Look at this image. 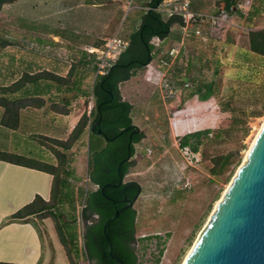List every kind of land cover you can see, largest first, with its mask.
Masks as SVG:
<instances>
[{"label": "rangeland", "instance_id": "obj_1", "mask_svg": "<svg viewBox=\"0 0 264 264\" xmlns=\"http://www.w3.org/2000/svg\"><path fill=\"white\" fill-rule=\"evenodd\" d=\"M129 1L131 10L126 12ZM200 1L193 0L194 3ZM200 5L206 14H216L223 3L222 0H204ZM146 7H149L148 0H15L10 5L4 4L0 11V40L15 46L13 51H6L7 55L0 53V60H6L0 61V85L10 83L22 73L45 69L67 77L71 82L79 79L81 89H91L96 77L90 54L95 53L98 59L107 39L116 32L128 41L129 35L138 28ZM196 28L206 35V41H200V37V43L195 41L197 37L190 40V34L182 44L178 23L171 25L165 38L153 37V52L158 55L135 70L128 80L119 83L121 98L132 105V123L143 133V138L134 144L133 164L124 177V182L136 181L141 186L133 204L137 264H154L159 255L158 264L183 262L211 218L216 201L243 164L245 152L264 119V62L252 82L240 80L238 76L247 69L233 64V54L239 46L246 44L248 30L264 28V12L253 19L251 28L244 26L243 15L238 13L226 15L225 22L218 21L211 26L204 21ZM225 39L230 41L229 44L225 45ZM181 44L182 56H171L166 64L160 61L159 57L169 54L167 51L171 47L179 48ZM53 58L58 59L57 62L49 60ZM187 59L194 63L190 77L195 85L213 80L216 95L205 100L196 95L190 98L188 93L193 88L186 81L178 85L175 95L167 96V80L174 78L176 69L185 65ZM68 71L72 72L71 76ZM60 87L64 89L65 85ZM55 93L53 89L47 98L43 97V106L47 107L46 111L48 108L53 111L55 126L62 125L60 119L57 121V113L68 114L70 111L73 114V119L65 117L64 131L53 134L42 131L44 124L51 123L50 116L33 119L30 123L21 122L14 135L12 131L0 128V151L19 155L21 160L32 164H57L55 150H63L50 139L66 140L82 114H90L93 102L91 96H80L69 105H62L54 102ZM179 93L185 101L179 110L173 111L172 108L179 104ZM226 102L229 108L235 109L236 122L223 111ZM259 111L261 115L253 116ZM204 128L220 129L219 137L214 138L211 134L204 137L197 153L179 147L182 135ZM28 131L33 135L28 137ZM40 133H47V138L37 135ZM87 139V132H84L68 151L63 152L73 171L69 183L74 188L79 186L90 191L96 186L86 180ZM18 145L20 148L16 147ZM229 152L232 153L230 164L219 175H213V157ZM184 178L190 181V188H182ZM64 209L63 221L68 222L71 214L67 207ZM75 215V222L68 224L69 230L80 232L83 221L79 210ZM31 221L40 232L49 264H71L59 240L62 218L36 217ZM75 260L77 262L78 258ZM79 264L94 263H87L82 257Z\"/></svg>", "mask_w": 264, "mask_h": 264}, {"label": "trees", "instance_id": "obj_2", "mask_svg": "<svg viewBox=\"0 0 264 264\" xmlns=\"http://www.w3.org/2000/svg\"><path fill=\"white\" fill-rule=\"evenodd\" d=\"M14 1L15 0H0V11L4 4H11ZM203 1L204 0L194 3L193 0H191L190 9L203 12L200 5ZM240 1L242 0H222V8L214 15L225 14L226 16L228 14L238 13L240 16L243 15L244 26L251 28L253 19L264 12V0H252L250 6L245 10L238 8L237 5ZM152 4V0H148V6H151ZM153 14L161 18V15L157 12L154 11ZM166 20L170 27L174 23H178L180 33L182 34L181 26L184 24L182 18L173 16ZM201 20L205 19L192 17L191 23H194L195 21L200 22ZM140 22L141 24L139 23L138 28L129 35L128 46L115 60L117 64H126L131 60L132 62L125 67H116L106 79H104L106 73L97 76L91 89H81V80L79 79H75L71 82L67 77L60 76L53 71L45 69L33 74L23 73L20 78L13 83L7 86L0 85V107L3 108L1 125L10 129H17L19 127L21 109L29 106L41 108L45 104V100L42 97H39V95L25 97L13 96L29 83L38 84L41 83V81H44L48 87L54 86L57 88L58 92H60L62 88H60V86L64 84V92H73L72 98L80 96H91L92 98L93 106L90 114H82L68 138L66 140L51 138L50 140L55 146L61 147L63 151H68L74 142L77 141L84 132H87L88 150L86 160V180L95 185L96 189L89 191L88 189L79 186L74 188V186L69 183V178L73 176V171L69 169V161L66 153L63 151L55 150V156L57 159L56 165L50 163L32 164L21 160V156L19 155L0 151V160L29 166L52 174L53 180L49 200L46 201L39 195H36L31 202L12 213L9 216V222L28 223L31 221V218L34 219L36 217L47 216L53 217L57 220L62 218L63 221V216L66 214L64 207H67L71 214V220L68 222L63 221V226H60L58 233L59 240L63 245L71 264H79V260L82 257H87L94 264H116V262L105 252V238L102 232V226L115 209L124 204H114L112 200L132 197L136 193V188L132 185L124 188V183L119 187L109 186L105 188L106 197L102 195L100 188L105 183L117 182L116 168L119 161L126 156L128 151H130L132 158L135 151L134 144L138 143L143 138V133L140 131L131 136L129 144V134L131 130L124 129L132 124V105L121 98L119 83L128 80L134 74L135 70L143 67V65L136 64L135 59L145 56V44L149 45L151 51H154L155 45L152 41V44L149 43V41L152 40L153 37L165 38L167 36L166 33L159 36L153 33L152 28L157 27V22L150 15L146 14L145 11H143L141 15ZM208 23L211 26L214 25L213 21H208ZM189 35L191 36L189 37L190 40L197 37L194 34L193 29L189 30L187 36ZM185 37L186 36H183L182 34V44L184 43ZM177 39L179 40V37H177ZM199 39L197 37V40L195 41L200 43L201 39L200 41ZM229 42V40L226 41L225 39V45L229 44ZM182 44L181 47H179V52L175 58L183 55L184 51H182ZM239 47L240 48H237L233 54L235 60L233 64L237 67H245L247 69L246 72L241 73L238 76L240 80L252 82L254 75L261 66V62H264V28L249 29L246 37V44ZM158 51L159 50H157V52ZM157 55L158 53L154 54L153 52L152 58H155ZM90 56H92V60L96 64L97 59L95 53H91ZM170 57L171 56L168 53H165L159 58L160 61L163 60L164 64H166ZM198 58L201 60V55H199ZM193 67L194 63L192 59H187L185 65L176 69L174 78L167 80L165 85H167L168 88L178 87L179 84L187 81L189 86L193 88L190 89L188 93L190 98L196 95L199 99L205 100L216 95L213 80L208 83L202 82L195 85L193 81L194 79H191L190 77V71ZM93 68L95 71L96 65H94ZM71 75L72 72L68 71V76ZM178 98L179 104L172 108L173 111L179 110L181 104L185 101L180 93L178 94ZM102 101L106 102L103 103ZM67 104H69V102ZM228 106L229 105L226 102V107L223 111L230 114L232 122H236V111ZM259 115H261L260 111L253 116ZM99 118V125L92 126V124ZM98 129H100L102 133L99 134L97 132ZM209 135L218 138L220 135V129L215 130L204 128L185 133L179 138V147L181 149L188 148L191 153H197L203 138L208 137ZM105 136L111 140L106 139ZM43 137L47 138L46 136ZM231 156L232 153L229 152L227 154L213 157L211 173L213 175H219L222 173L224 168L230 164ZM132 164L133 162L131 159L122 163L120 171L123 174V178L128 173ZM52 209H55L56 211H52ZM76 210H79V214L83 221L80 232H76V230L73 229L69 230L68 226L69 223L71 224L75 222ZM135 223L136 212L132 206L123 210L118 217L108 225V233L112 243L113 252L124 262V264L138 263V257L134 247L136 241ZM79 236L81 238L80 244H78ZM161 253L162 249L159 250V254ZM76 257L78 258L77 262L75 260ZM159 257L160 255L156 258L154 264H158ZM0 264L14 263L0 262Z\"/></svg>", "mask_w": 264, "mask_h": 264}, {"label": "water", "instance_id": "obj_3", "mask_svg": "<svg viewBox=\"0 0 264 264\" xmlns=\"http://www.w3.org/2000/svg\"><path fill=\"white\" fill-rule=\"evenodd\" d=\"M152 2L153 4L147 9L148 15L154 17L164 27V33H169L171 27L167 22L153 14L160 1L152 0ZM153 33L157 34L158 31H153ZM145 47V65H147L151 62L152 54L147 44ZM131 62L112 63L104 79L108 78L116 67H125ZM99 123L100 118L92 126ZM124 130H131L129 143L131 136L141 131L140 127L134 123L125 127ZM97 132L102 133L100 129ZM105 138L111 140L107 136ZM130 159L131 153L128 151L117 165V182L105 183L100 188L105 197V188L109 186L119 187L124 183V188L130 185L136 188V193L131 198L112 200L114 204H124L116 208L102 226L105 252L116 264H124V262L113 252L108 225L123 210L133 206L141 191V186L136 181L124 182L120 171L122 163ZM185 264H264V125L255 139L247 160L239 167L223 200L218 204L217 210L202 231Z\"/></svg>", "mask_w": 264, "mask_h": 264}, {"label": "crops", "instance_id": "obj_4", "mask_svg": "<svg viewBox=\"0 0 264 264\" xmlns=\"http://www.w3.org/2000/svg\"><path fill=\"white\" fill-rule=\"evenodd\" d=\"M22 29L24 28L22 27ZM50 45L54 46L55 44ZM13 46L15 45H11V43H9L7 40H0L1 55H7L6 51H13ZM46 46H48V44H46ZM62 50L63 52L65 51L64 49ZM49 60L52 62H57L58 59L53 58ZM0 61L5 62L6 60L1 58ZM38 71H41V69L30 71L29 73L33 74ZM21 75H18L16 78L12 79L10 83L4 84L2 86H7L13 83L18 78H20ZM53 89L54 92H56L55 101L53 100L55 103L61 102L62 105H66L68 102L70 103L73 99H75L72 98L73 92L65 93L63 88H61L60 92H58L57 88L54 86L48 87L47 84L43 82L38 84L29 83L13 96L25 97V95H39V97L43 98L49 96ZM67 94L71 95L67 96ZM45 108L47 107L42 106L41 108H34L29 106L21 109L19 127L17 129H10L1 125L3 108L0 107V128L12 131L11 134L14 135L17 133L13 132L18 131L21 127V122L25 121L30 123L33 119H45L46 117L50 116V120H52L51 123L44 124L42 131H49L53 134L55 131H64L63 121H65V117L66 119L67 117L69 119L74 118L70 111L68 114L57 113L59 116L57 121L60 119L62 125H60V127L55 126L54 123L56 121V117L53 111H50L49 108L46 111ZM29 129L32 130V128ZM32 135L33 133L28 131L27 136L29 137ZM37 135L48 136L47 133H40ZM16 147L20 148L19 145ZM52 180V174L46 171L0 160V262L14 264H49L50 260L48 259V254L43 248L40 232L34 223L32 221L28 223L9 222V216L25 204L31 202L36 195H39L46 201L49 200Z\"/></svg>", "mask_w": 264, "mask_h": 264}, {"label": "built area", "instance_id": "obj_5", "mask_svg": "<svg viewBox=\"0 0 264 264\" xmlns=\"http://www.w3.org/2000/svg\"><path fill=\"white\" fill-rule=\"evenodd\" d=\"M252 0H244L243 2L238 3V8L245 10L247 9ZM128 12L131 9V2L128 3ZM191 0H162L160 1L159 5L155 8V12L161 15V17H165L166 19L176 16L179 18H182L184 21V24L181 26L182 34L183 36L188 35V31L190 29L194 30V34L197 37H200L201 40L206 41L207 37L204 33H201L198 28H196L197 24L202 23L204 21H213V24L216 22H225V14L222 15H214V14H206L199 11H193L190 9ZM149 7H146V10ZM192 17L196 18H204L205 20H201L200 22L195 21L194 23H191ZM196 25V26H195ZM195 26V27H194ZM128 45V41L122 39L119 36V33H114L111 37H109L104 44V48L100 51V56L96 61V70H95V77L104 75L110 65L114 63V61L117 59L118 55L126 48ZM169 55L175 58L179 52V48L172 47L169 49ZM185 86L187 84H184ZM167 88V96L172 97L178 92V87H170L168 88L167 85H165ZM92 99V98H91ZM93 106V104H92ZM91 106V108H92ZM182 188H190V181L187 178H184L182 180ZM87 260V263H89V259L85 257Z\"/></svg>", "mask_w": 264, "mask_h": 264}, {"label": "bare ground", "instance_id": "obj_6", "mask_svg": "<svg viewBox=\"0 0 264 264\" xmlns=\"http://www.w3.org/2000/svg\"><path fill=\"white\" fill-rule=\"evenodd\" d=\"M263 125H264V119L262 120V124L259 125V127L257 128V134L255 135V137H257V136L259 135V133H260V131H261ZM255 139H256V138H255ZM255 139L251 142L249 148H248V149L246 150V152H245V158H244L243 164L245 163V161H246L247 158H248V155H249V153H250V150H251V148H252V146H253V144H254V142H255ZM238 170H239V169H238ZM237 173H238V171H237ZM237 173H236V174H237ZM236 174H235V176H236ZM235 176H234V177H235ZM231 183H232V182H231ZM230 185H231L230 183H229V185H227V187H226L225 191L223 192L221 198H220L219 200L216 201L215 206H214V209H213V211H212V213H211V217L213 216V214H214L215 211L217 210L218 204L223 200V197H224L225 193L228 191ZM209 217H210V216H209ZM210 220H211V218H210L209 221H207V223L205 224L204 229L207 227V225L209 224ZM204 229H203V230H204ZM201 233H202V232H201ZM200 235H201V234H199V236H198V238L195 240L193 246H192V247L189 249V251L187 252V254H186V256H185V258H184V260H183V262H182L181 264H185V263H186V260H187V258L189 257L190 253L192 252V250H193L195 244L197 243V241H198Z\"/></svg>", "mask_w": 264, "mask_h": 264}, {"label": "flooded vegetation", "instance_id": "obj_7", "mask_svg": "<svg viewBox=\"0 0 264 264\" xmlns=\"http://www.w3.org/2000/svg\"><path fill=\"white\" fill-rule=\"evenodd\" d=\"M146 14H148L147 13V11H146ZM152 17V16H151ZM157 17V16H156ZM154 20H155V18L154 17H152ZM157 18H159V17H157ZM162 18V17H161ZM164 19V18H163ZM166 22H167V20L166 19H164ZM156 21V20H155ZM157 22V21H156ZM140 24H141V22H140ZM152 31H158V33L157 34H155V35H157V36H159V35H162V34H165L164 33V27L162 26V25H160L158 22H157V27H153L152 28ZM149 43H151V40L149 41ZM129 44V43H128ZM152 44V43H151ZM128 46V45H127ZM126 46V47H127ZM149 46V45H148ZM146 48V47H145ZM149 49H150V47H149ZM151 51V50H150ZM151 60L153 59L152 57H153V51H151ZM145 60H146V53H145V56L144 57H141V58H137V59H135V61H136V64H139V65H143V66H145ZM132 61V60H131ZM115 62V61H114ZM92 109V108H91ZM91 109H90V111H91ZM99 125V124H98ZM131 141V140H130ZM130 144V143H129ZM128 144V145H129ZM128 198V197H127ZM131 198V197H130Z\"/></svg>", "mask_w": 264, "mask_h": 264}]
</instances>
